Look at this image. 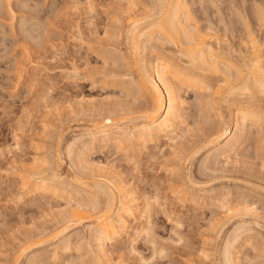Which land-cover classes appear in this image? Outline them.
<instances>
[{
	"label": "rangeland",
	"instance_id": "rangeland-1",
	"mask_svg": "<svg viewBox=\"0 0 264 264\" xmlns=\"http://www.w3.org/2000/svg\"><path fill=\"white\" fill-rule=\"evenodd\" d=\"M1 1L0 264H31L34 261V264H225L222 261L223 250L228 247L226 243L229 241L233 242V246L236 242L233 248H228L233 250L228 251H234L232 256H238L237 264H264V126L261 131L257 129L252 134L248 133L229 161H225L224 157L206 160L207 153L196 154L192 160L190 154L198 143L197 146H203L209 139L213 140L208 135L212 130L215 131L218 124L221 127L227 123L228 105L234 109L245 104L261 107L260 111L264 113V90H259L257 94L254 91L252 94L255 97L250 92L249 95L245 92V95L243 91L235 90V95L230 94V97L219 95V98L210 94L201 99L199 97L197 101L198 95L185 87L180 92L181 99L185 102V125H181L180 132L182 130L183 133L178 134L177 142L162 140L160 145L159 142L147 147H127L129 150H119L114 146L105 150L106 152L95 148L84 153L85 156L82 154V158L78 157L81 150L76 149L73 151L76 155L72 152V158L71 155L68 157V142L84 134L85 129L93 128V124H103L105 116L114 115L117 111L119 116L115 114L116 116L112 117L114 120L126 122L130 119V122L136 120L139 123L143 121L139 117L142 112L153 107L152 97L140 84L138 67L133 66L136 52L133 53L132 50L134 43L132 32L129 31L131 25L128 23V16L133 14L130 9L134 10L133 17L144 24L141 26L143 29L145 23L153 18L154 8L158 9L156 2L134 0L137 3L135 6L136 3L130 0L134 3V8H131L132 5L129 3L128 7L127 0H11V4L5 0ZM186 3L191 10L190 17H194V20L191 18L187 21L188 24L185 22L186 26H194L192 30L195 33L198 31L207 34L208 44L211 43L213 48L216 47L217 51L221 52L220 61L217 60L221 74L207 73L206 78L212 87H223L227 84L224 78L227 75H224V72L227 74L226 70L230 64L233 65L230 72L228 69L229 74L233 75L235 71V74L237 73L236 69L233 70L237 65L236 68L241 66L240 70L246 72L244 65L252 58L250 56H253V52L250 55L253 44L252 38H247L248 32L255 34L256 41L264 40V31L262 25L259 26L257 14L260 8L264 10V0H186ZM155 15H158V12ZM153 29H145L144 33L148 39L141 38V45L145 46H142L141 52L139 50L142 59L140 62L143 61L139 63L140 67L147 66L152 58L155 60L154 57H164L188 70L194 68L188 57L181 54L182 45L167 39L165 41V38L158 34L159 31ZM149 39L151 40L148 41ZM185 39L184 37L181 40L185 42ZM144 40H147L149 45H146ZM161 42L164 44L160 45ZM181 42L184 44L183 41L179 43ZM261 49L264 67V47ZM222 60L229 61V65ZM262 82L264 84V78ZM226 87H223L224 94ZM250 97L254 99L251 100ZM204 98L207 101L203 102ZM221 98L225 101H221ZM129 110L131 113L124 115V112ZM133 117L138 120L132 119ZM205 117L213 119L212 122L206 123ZM258 131L263 136L261 133L258 135ZM186 143L190 145L189 148ZM76 156L83 165L86 162L89 164L85 165L86 169L82 164L79 165L80 161L75 160ZM99 166L104 168L102 170L105 175L98 169ZM42 169L47 170L48 174H52L53 169V173L63 177L66 175L68 180L69 177L76 178L75 176L80 174L78 177L87 184L91 181L103 184L106 180L102 175L108 176L111 180L114 179L112 181H115L117 186L125 184V187H122L130 189L129 191L138 196L137 203H140L138 204L143 214V207L149 203L152 206L151 218L145 217L146 213L138 215L142 214L137 212L138 208L135 213L137 218L128 219V230L121 236L118 235L114 242L106 241L109 258L103 261L98 258L97 242L91 239L93 237L87 228L90 222L84 221L75 225L76 227L72 226L67 234L63 233L57 237L54 235L60 230L57 227L64 213L73 203L85 202L83 205H87L91 195L98 189L97 184H90L91 187L96 186L92 189L90 185L83 189L84 186L81 187L79 183L78 186L76 182L81 179H71L76 182V189L80 187L79 193H84L83 199H80L82 196H77V193L72 194L73 197L62 194L59 198L51 192L40 193L37 195L38 199L36 196L29 198L26 190L34 184L30 180L25 186L23 179L31 178L30 173L43 171ZM81 171L88 177H83V174L81 176ZM211 171L215 174L212 175ZM249 174L253 175L250 177ZM199 183L203 185L199 186ZM113 188L115 197H119ZM224 190L225 192H222ZM213 191L215 197H211ZM74 192L77 191L74 189ZM205 194L210 196L208 200ZM220 194L227 199L225 203L224 199L221 200L223 197H219ZM41 195H45V200L42 201ZM99 195V200L105 204L103 202L106 198ZM75 197H80L78 202ZM218 201L224 204L219 205ZM88 205L90 207V203ZM92 206L89 211L87 209L89 214L95 212L90 211ZM245 208H252L254 212H246ZM143 216L151 220V224L147 222L150 225H147L148 231L145 223L147 220L142 221ZM53 227H56V232H52ZM137 228L138 233L140 228L145 232H141L139 236ZM48 229L51 231H47V236H44L47 240H44V244L30 248L29 246L39 239L25 243L29 234H41ZM230 243L229 246H232ZM25 246L29 249L26 252L23 250L25 257L22 255L20 259Z\"/></svg>",
	"mask_w": 264,
	"mask_h": 264
},
{
	"label": "bare ground",
	"instance_id": "bare-ground-1",
	"mask_svg": "<svg viewBox=\"0 0 264 264\" xmlns=\"http://www.w3.org/2000/svg\"><path fill=\"white\" fill-rule=\"evenodd\" d=\"M5 1L8 4L9 3L10 4L12 3L11 0H5ZM127 1H128V3H127L128 4V7L130 5L136 3L134 0H133L134 3H132V1H130V0H127ZM154 1L156 2L155 6H157L158 9L155 6H152V7H155L154 8L155 10L153 11V8H151L152 9L151 11H153V13H154L153 15L156 16V17L152 16L154 19L152 18L153 20L150 19L151 20V21L149 20L150 22L145 23L146 26H147V28H150V30H151V28L152 29L153 28H156L159 31L158 32L156 30L158 32V34L160 33L163 36V39L165 38L164 39L165 41L167 39V40H169V42H171V41L172 42H176V43H178V45L180 44L182 46L184 44H187V46H185V45L183 47L181 46V49H183L181 51L183 53H181V54L182 55L185 54V56L188 57V61L191 62L190 64H192L194 66V68H197V69H194V68L192 69V67H191L190 68L191 70L190 69L188 70L185 67L179 65V63L177 65L176 63L172 62L170 59H166L164 57H157V58L154 57L155 60H153V58H152V60H150L151 62H149V63H148L147 60H146L147 61L146 62L145 59H143L144 62H146V64L148 63V65L147 66H144L142 64L143 65L142 66L143 68L140 67L141 65H139V63L141 64V63H143V61L140 62L142 59L140 58L141 56H139V54H140L139 53V50L140 49L142 50V46L143 47L145 46V44L141 45V38L142 37H144V38L146 37L145 36L146 35L145 34L146 33L145 32L146 31L145 29H147V28H145L146 27L145 26V27H143V29H141V26H143L144 24L139 23L140 20L138 21L137 18L135 19V16L133 17L134 10L130 9V11H133V14H129V15H132V16H128L129 17L128 23H130V25H131L129 31L132 32L131 33L132 35L131 34H129V35L132 36V40H133V43H134L133 47H134L135 51H134V49H132L133 50V53L136 52L135 53L136 55H134L135 56V58H134L135 61L133 60L134 61V65L133 66H137L138 67L137 73L139 74V79H140V82H141L140 84H141L143 90H145L147 92V94L149 92L150 96L152 97L151 98L152 103L154 102L153 103L154 105H153V107L151 105L152 108L150 110H148V111L145 110L146 111L145 114H144L145 111L144 112L141 111L142 112V115H141V113L138 112L141 115V116H139V117H141L140 119H143V121L142 122L140 121L139 123H137L138 121H136V120H135L136 122L134 120H133L134 122H132V121L130 122L129 121L130 119H127L128 121H126V122L123 121V120L122 121L121 120L120 121H116V120H119V119H116L115 117L114 118L116 120H114L112 118L113 116H116V115L119 116L118 115L119 112H118V114H116V112H117L116 110H114L116 112L113 111L114 112V115L111 114V116H105V118H104V115H103V118H104L103 124L100 125V124L97 123L98 126L95 125V124H93L94 126L91 125L93 128H90L89 127V129H87V130L85 129V133L83 132L84 134H82L79 137L75 138V140L73 139L72 142H70V143L68 142V150L65 147L66 148L65 150L68 151L67 152L68 153L67 154L68 157H69V155H71L70 157L72 158V152L74 150H76V149L82 151V152L81 151L79 152L81 154H79V156H78V157L82 158L81 157V156H83L82 154L86 153L87 151H91L92 149H95V148H99V149H102V151L103 150L105 151V150H109L110 147H114L115 146V147H117L116 149H119L120 150L122 148H125L126 149L127 147H135V146H144V147H147L149 144H155L156 145L159 142H160L159 143V145H160L162 140L163 141L164 140L165 141H170L172 143L177 142V139L179 138V135L178 134L183 133L182 130L180 132V128H182L181 125L182 124L185 125L184 124L185 120H183V118H184L183 117V114H184L183 110L185 111V106H184L185 102H183V98L181 99V96H180V92H182L185 87H186V90L188 89L189 91H192L194 94L196 93L198 95V96L195 95V97L197 96L196 97L197 101H198V98L199 97H200L199 99H201V98H203V97H205L207 95L210 96V94H212L211 96H214V97H217V96L219 97V95H221V96L223 95L224 98H226L227 96L230 97V94L231 95L234 94L233 92L235 90H238L240 92L243 91L244 94H245V92L246 93L250 92L252 94L254 91H255L254 93L257 94L259 90L260 91L262 90V92H263V90H264V84H263L262 80L264 78V67L262 66L263 63L261 61L260 49H261V47L262 48L264 47V40L262 42H258V41H256V37H254L255 34L253 35V33L248 32L249 35H248L247 38H249V39L252 38L251 39L252 42L251 41H249V42H251V44H253V45H251V46H253V51L250 52V55L253 52L252 53L253 56H250L252 58L249 59V61H247V63L244 65L246 67L245 68L246 69V72L244 71L245 73H243L242 69L240 70V67L241 66L238 67V68H236L238 65L236 66L234 64V66H236V67H233L234 68L233 70L236 69L237 70V73L235 74L236 71L235 72L232 71L234 74L233 75L232 74H229L230 70H232L230 68L233 65V64H230L229 68H227V70H226L227 71V74H225V72H224V75H227V77L224 76V78L226 80L225 81V84L227 83L226 85H228L227 87H226V85L223 86L224 88L226 87V89H225V91H226L225 93L226 94H224V90H223L224 88L222 86L221 87L220 86L212 87V84H210L209 81L206 78V75L208 76L207 73H212V74L215 73L214 75H216V74H219V72H220V74H221L222 71H220V67H218L219 64H218V61H217V60L220 61L219 58H221V52L218 50L220 52L219 53L217 51V48L216 47H215L216 49L213 48L210 45L211 43L208 44V41H207V38L208 37L206 36L207 34L205 35V34H202L201 32H199V33H201V34H199L198 31H197L196 33H198V34L196 35L195 31L193 32V30H192V29H194V26H192L193 28H190L191 27L190 25H189L190 27H187L186 26L185 22L188 24L187 21H189L191 18L194 20V17H190L191 16V12H190L191 10H189V7L187 5L188 3H186V0H154ZM154 1H152V2L155 3ZM129 3H130V5H129ZM136 5H137V3L135 4V6ZM7 6H10V5H7ZM131 8H134L133 5H132ZM157 10H159V11H157ZM155 11L158 12V15H155V13H156ZM257 12H258L257 14H258L259 26L262 25V28H263V31H264V10L262 8H260L259 10H257ZM129 13H132V12H129ZM245 23H246V20H245ZM140 24H142V25H140ZM247 26H248V24H247ZM195 29H196V27H195ZM153 30H155V29H153ZM184 37L186 38L185 39V42H184V40H181L182 38L184 39ZM159 38H160V36H159ZM150 40L151 39H149L148 41H150ZM145 41H146V45H149V44H147V40H144L143 42H145ZM180 41H183L184 44H182V42L179 43ZM162 43L163 42H161L160 45ZM246 46H247V44H246ZM145 49H146V47H145ZM141 50H140V52H141ZM219 54H220V56H219ZM258 54L260 55V57H259ZM224 55L225 54H223V56ZM112 56H114V55H112ZM161 56H163V55H161ZM143 57H144V55H143ZM222 61L225 62L226 59H225V61L224 60H222ZM228 62L229 61L225 62V64L226 63L228 64ZM244 66H243V68H244ZM137 67H135V68H137ZM144 67H146V68H144ZM228 69H229V72H228ZM138 70H139V72H138ZM121 86H123V85H121ZM134 88H136V87H134ZM134 90H136V89H134ZM131 92H133V91H131ZM185 93H187V92H185ZM189 93H191V92H189ZM248 95H249V93H248ZM253 97H255V96L253 95ZM223 99L221 101H223ZM250 99H251V97H250ZM253 99H251V100H253ZM204 100L207 101L206 98L203 99V102H204ZM224 101H225V99H224ZM228 103H230V101ZM84 105H86V104H84ZM202 105H203V103H202ZM205 105H208V104H205ZM246 105L247 104H245L244 106H238L237 105L238 107L236 109L232 108L231 105H228L227 106V109H228V119H227V123L225 122L224 123L225 125L223 124V126H221V127L218 126L219 124L217 126L215 125L217 129L215 128V131L212 130L211 131L212 133L210 132L211 134L209 133V135H208L210 138L212 137L213 140H210L209 139V141L207 143H205L203 146H201V145L200 146H197L199 143L196 145V147L193 146L195 148H194V151L192 150L193 152L190 153V154H192L191 159L193 160V158L195 157L196 154L198 155V154L207 153L208 154V157H206L207 159L205 158L206 160H210L211 158L214 159V158H219V157L220 158L221 157L223 158L224 157V160L225 161L226 160L229 161V158L231 157V155L233 153L235 154L236 150L240 147L241 144H243L242 141H243L244 138L246 139V135L248 133H250V132L252 134L254 130H257V129L260 130L264 126V116H263L264 113H262L260 111V108L261 107L260 108H257L255 106H250V105L246 106ZM88 106H90V105H88ZM205 107H204V109H205ZM93 110H96V109H93ZM206 110H208V109H206ZM108 111H109V109H108ZM125 113H127V115H128L129 113H131V110H129L128 112H124V115H125ZM132 113H133V111H132ZM102 114H106V113H102ZM207 114H209V113H207ZM99 116H100V114H99ZM184 116H185V114H184ZM203 116H204V114H202V117ZM100 118L99 119L102 121V116H100ZM135 118L137 119V117H135ZM135 118L133 117L132 119H135ZM205 118L207 119V122L205 121L206 123H209L210 121L212 122V120H213V119L212 120H209L210 117H209V119L207 117H205ZM203 123H204V121H203ZM222 123L220 125H222ZM206 125H208V124H206ZM263 129L264 128H262V130ZM205 130H206V127H205ZM184 132H186V131H184ZM203 132H201V133H203ZM260 133L261 132H259L258 135ZM261 135H262V133H261ZM204 137H202V138H204ZM175 139H176V141H175ZM170 142H168V143H170ZM163 145H164V143H163ZM174 145L175 144H173V147H174ZM189 146L190 145L187 144V147L188 148H189ZM136 148H138V147H136ZM190 150H191V147H190ZM77 151H76V153H77ZM74 152H73V154L76 155ZM103 154H104V152H103ZM87 155H89V154H87ZM84 156H85V154H84ZM188 156L189 155H187L186 157H188ZM78 157L75 160H78ZM80 158H79L78 161H80ZM81 160H83V159H81ZM70 161H71V159H70ZM85 161H86V158H85ZM85 161L83 163H85ZM80 162H78L79 165L82 164V161H80ZM204 162H205V160L203 161V163ZM208 162H206V164H208ZM72 164H70V165H72ZM206 164H204V165H206ZM85 165L88 166L89 164H87V162H86L83 165L84 168L86 167ZM92 165H93V163H92ZM77 166H78V164H77ZM83 166H81V167L83 168ZM73 167H74V164H73ZM75 167H76V165H75ZM84 168H83V170H85L87 167L85 169ZM102 168L100 167L98 169H101L102 170ZM214 168H217V167L214 166ZM73 169H75V168H73ZM77 170L79 171V169H77ZM88 170H91V169H88ZM216 170L214 169V171H216ZM92 171H93V169H92ZM47 172H48L47 170L46 171H44V170L41 171L40 170V172L36 171V173L34 171V173H30L32 179L30 177L26 179L27 181L25 179H23V182H24L25 186H27L31 181L34 184L33 187H28L29 190H26L27 191V194L29 195V198H32V197H35V196L37 197V195H39L40 193L44 194V193H48V192H51L53 195H56L57 197H59V196L61 197L62 194L63 195L68 194L69 196H72V194H74V193L75 194L77 193L76 195L77 196L78 195L80 196L81 193H82V192L79 193L80 192V187L76 189L75 188L76 186L74 187V183L75 184H76V182H77V184L79 183L81 187L84 186V187H82L83 189L85 187H88L90 184L91 185L92 184H95V185L97 184L96 186L98 187V189H97V191H95V193L96 192L97 193L96 194L95 193L92 194V192H90L92 194L91 195V198L89 197L90 195L87 192H89L92 188H94L96 186L91 187V185H90L91 189L89 187L90 190L88 189L89 191L86 192V194H88L89 195L88 197L90 198L89 199L87 197L90 200V201L87 200V202L89 201L88 203L86 202L87 205H85V206L83 205V204H85V202L84 203H81V204L80 203H78V204L75 203L76 205L73 203L74 205L72 204L71 207H70V209H68L67 212L64 213V216H62L63 218H62L61 222L58 224V227L57 228L60 229V230H58L59 232H56L55 231L56 227H53V229H51V230H52V232H54V231L56 232V234H54V235H55V237H57V235H61L63 233L64 234H67L68 231L71 230V227L72 226L74 227L75 225L76 226L78 224L80 225V223H82L84 221L85 222H90V224L88 225L89 227L87 226V228L90 230V234H91L90 236L93 237L91 239H93V241L95 240L97 242V246L96 247L98 248L97 249V251H98V258L101 259V260H103V261L105 260V258L108 259L109 257H107L108 256L107 255V249L105 247L106 246L105 245L106 244V241L107 242L109 241V242L112 243V242H114L117 239L116 237H118V235L121 236V234L125 233V231L128 230V227H127L128 221L130 220V218H132V219H133V217L137 218L135 216V213L138 210V208H139V211H137V212L138 213L139 212L142 213L140 211L142 209V208L140 209V206H139L140 203L139 202H138L139 204L137 203V200H139V199H137L138 196H136L133 191H129L130 189L129 190L128 189H125L124 188L125 187L124 186L125 184L122 185L124 187H122V186L119 187L121 184L119 186H117V184L114 183L115 181H112L114 179L111 180V178H109L108 176L104 177L105 174H104V171L103 170H102V172H103L104 175H102V174H99V175H102V178L104 180H106L105 183H107V184L103 183L104 185L101 184L102 182H98V181L97 182H94V183L92 181H91L92 183L89 181L90 184L84 183L85 181L82 180L81 178H79L80 177V174H78L79 177L78 176H75L76 178H74V177L73 178L75 179L74 181H76V179H81V180L80 181L77 180L76 182H74L73 180H71L73 178H70L69 177L70 180H68V178L65 177L66 176L65 174H64L65 176L63 177L62 175H59L56 172L53 173V169H52V174H48ZM88 172L89 171H87V173ZM99 172L102 173L100 170H99ZM113 172L114 171H111V173H113ZM212 172L213 171H211V173ZM216 172H219V171H216ZM115 173H117V172H115ZM82 174L84 175L85 173L82 172L81 173V176H83ZM90 174H91V172H90ZM214 174L215 173H212V175H214ZM253 174H251V176ZM110 175H112V174H110ZM249 176H250V174H249ZM83 177H88V176H85L84 175ZM91 177H92V174L90 175V178ZM98 177L101 178L100 176H98ZM84 179H86V178H84ZM86 180H89V179L87 178ZM120 181H122V180H120ZM120 181H119V183H120ZM79 184H78V186H79ZM202 185H203V183H201L199 186H202ZM113 187L116 189L115 192L118 193V195H119V197H117L118 200L115 197L116 194L113 192L114 190H112ZM26 189H27V187H26ZM74 189L77 192H74ZM94 190H96V189H94ZM94 190H93V192H94ZM81 191H82V189H81ZM214 192L215 191H213L212 195L209 192L210 195H211V197L214 196L213 195ZM222 192H225V190L222 191ZM228 193H230V192H228ZM228 193H227V197H228ZM46 195H48V194H46ZM68 195L66 197H68ZM98 195L99 196L102 195V196H104L106 198V200H105L106 202L103 200L104 201L103 203H105V204H102V201L99 200ZM198 196H200V195H198ZM41 197H43V196L41 195ZM44 197H45V195H44ZM44 197H43V199L41 198L42 201L45 200ZM104 197H102V199ZM209 197L207 196V200H208ZM216 197H218V196H216ZM219 197H223V196H221V194H220ZM219 197H218V199L220 200ZM78 198H80V197H78ZM195 198H197V197H195ZM36 199H38V197ZM36 199H34V200H36ZM74 199H76V197ZM77 199H76V202H78ZM80 199H83V196ZM212 199H214V198H212ZM223 199H224V197L221 198V200H223ZM197 200H198V198H197ZM226 200L224 199L223 202L225 203ZM194 201H192V202H194ZM215 201H217V200H215ZM220 201L217 202V203H219V205L221 203H223V202H220ZM20 202L22 204V201H20ZM67 202H69V201H67ZM71 202H73V201H71ZM89 203H90V207H88L89 206L88 205ZM91 206H92V209L90 211H92V210L95 211V212H93L94 214H91L92 212L89 214V212H88L89 209L91 208ZM151 207L152 206L149 203H147L145 205V207H143L144 208L143 209L144 210V214L145 213L147 214V215L145 214L146 215L145 217H147V216L149 217L151 215V213H150V211L152 209ZM87 209H88V211H87ZM244 210L246 212H249V211H251V213L254 212V209H252V208H251V210L250 209H246V208ZM144 214L142 213V214H138V215H144ZM90 215H92V216H90ZM145 217L144 216L142 217V219H143L142 221L147 220V221H145L146 226L147 225L150 226L149 224H151L150 223L151 220L150 219H147V218L145 219ZM150 218H151V216H150ZM141 223H143V222H141ZM146 226H144V227H146ZM148 226L146 227V230H147V228H149ZM51 230L48 229V230H46L44 232H41V234L40 233L39 234L38 233H35L33 235L32 234H29L28 237L26 236L27 239L26 240L24 239L25 240V243H27V242L29 243V241H32L33 242L34 240L39 239L38 241H34L33 242L34 244H31V242H30L31 245L30 246L28 245V246L31 248L33 245H35V246L36 245H38V246L39 245H42V243L44 242V240L47 242V240L44 239V236H47V233L50 232ZM138 230L139 229L137 228L136 232ZM143 231L145 232V230H143V229L140 228V232L139 233L137 232V234L139 235V234H141V232L143 233ZM41 237H43V239ZM52 238H54V237H52ZM235 241H237V239ZM229 243H230V241H229ZM229 243L228 242L226 243V245L228 244V247L227 248L225 247V249L223 250V260L222 261H224L225 264H237V263H239V262H236L238 256L237 257H234V256H232V253L234 251H232V253H229V251H228V250L231 251V249L235 246L236 242H234V246L232 245L233 244L232 241L230 243V245H232V246H229ZM27 247L25 246L22 249V251L24 250L26 252V250L29 249V247L28 248ZM65 247L68 248L67 246H65ZM230 247H232V248L231 249H228ZM24 251L19 256L20 259L23 256L25 257V255H23ZM37 256H36V258H37ZM40 259H42V258H40ZM45 259H48V258H45ZM239 260L240 259H238V261ZM40 262H43V261L41 260ZM240 262H241V260H240ZM34 263H35V261H34ZM34 263H31V264H34ZM108 263L110 264V262H107V264ZM38 264H40V263H38Z\"/></svg>",
	"mask_w": 264,
	"mask_h": 264
}]
</instances>
